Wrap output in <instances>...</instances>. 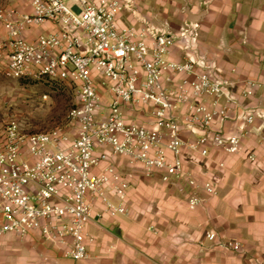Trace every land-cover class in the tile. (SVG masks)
Wrapping results in <instances>:
<instances>
[{
	"label": "built area",
	"instance_id": "1",
	"mask_svg": "<svg viewBox=\"0 0 264 264\" xmlns=\"http://www.w3.org/2000/svg\"><path fill=\"white\" fill-rule=\"evenodd\" d=\"M28 1L30 12L0 3V69L13 79L71 84L76 102L48 131L25 132L15 118L0 130V238L38 233L78 263L94 241L92 220L130 214L138 170L188 192L191 210L201 192L217 195L219 178L200 179L192 161L205 160L204 171L213 150H241L264 117L250 102L260 82L214 73L198 22L188 18L176 28L138 26L122 19L135 0ZM214 163L226 170L223 160ZM219 243L241 249L235 240Z\"/></svg>",
	"mask_w": 264,
	"mask_h": 264
},
{
	"label": "rangeland",
	"instance_id": "2",
	"mask_svg": "<svg viewBox=\"0 0 264 264\" xmlns=\"http://www.w3.org/2000/svg\"><path fill=\"white\" fill-rule=\"evenodd\" d=\"M5 1L0 0V3ZM195 2L196 0H135V11H124L122 19L138 26L149 23L154 27L170 25L171 28H176L187 18V9L192 4L195 5ZM200 4L206 5L205 2ZM0 64L3 62L0 61ZM43 94H48L47 100L42 99ZM75 102L76 93L71 84L54 83L47 78L13 79L5 76L0 69V130L8 120L15 118L25 132L48 131L65 121L68 110ZM254 105H259L264 114V104ZM211 157V166L199 172L196 167L195 174L202 180L208 175L222 180L217 195L210 196L201 192L203 204L191 210L187 205L189 193L180 191L176 183L163 182L158 176H137L133 180L134 187L130 190L133 193L129 192L130 213L140 215L139 220L136 218L137 224L142 226L146 235L159 238L160 231L154 228V224H162V243H166L169 248L191 246L188 244L194 243L198 264H255L260 257H264V117L258 119L256 128L244 139L239 152L228 155L213 150ZM219 160L225 162L226 170L215 168L214 161ZM119 162L121 167L126 165L123 159H119ZM199 162L204 164L205 160ZM200 163L198 165L203 167ZM163 197L178 203L167 206L165 218L176 212L197 216V226L194 228L196 238L193 232H174V221L155 222L151 219L153 224L146 222L145 219L150 220L145 212L146 202ZM158 210L159 207L157 212ZM208 230H214L216 240L206 238ZM223 240L238 241L241 249L222 247L219 241Z\"/></svg>",
	"mask_w": 264,
	"mask_h": 264
},
{
	"label": "crops",
	"instance_id": "3",
	"mask_svg": "<svg viewBox=\"0 0 264 264\" xmlns=\"http://www.w3.org/2000/svg\"><path fill=\"white\" fill-rule=\"evenodd\" d=\"M6 1H11L24 12L31 11L28 0ZM200 3L201 0H196L195 5L187 9V18L190 17L188 11L192 14L202 13L198 21L201 51L207 52L213 61L212 71L224 77L259 80L260 86L251 104H264V0H207L205 6ZM39 31L41 28H35L28 35L33 37ZM3 33L4 28L0 27V35ZM192 166L200 168L198 162ZM137 176L145 177L141 170L136 172ZM221 181L219 179V186ZM132 183L134 187L135 182ZM168 205L178 203L165 197L154 199L153 202L148 200L145 212L150 220L145 219L146 222L153 224V219L155 222L174 221V232H193L196 238L194 228L197 226V216L176 212L165 218L164 212ZM139 217L132 212L127 216H105L101 220H92L87 226V232L94 237V241L88 244V257L78 263L66 256L63 248L44 242L38 233L26 238L6 234L0 238V264L199 263L194 243L188 244L191 246L169 248L166 243H162L164 226L154 224V228L160 231L159 238L146 235L142 226L137 224ZM255 264H264V257H260Z\"/></svg>",
	"mask_w": 264,
	"mask_h": 264
},
{
	"label": "water",
	"instance_id": "4",
	"mask_svg": "<svg viewBox=\"0 0 264 264\" xmlns=\"http://www.w3.org/2000/svg\"><path fill=\"white\" fill-rule=\"evenodd\" d=\"M188 13L190 14V17L188 19L191 20V21H195V22H198L200 20L201 14H202V13H200V14H192V13H190V11H188Z\"/></svg>",
	"mask_w": 264,
	"mask_h": 264
}]
</instances>
